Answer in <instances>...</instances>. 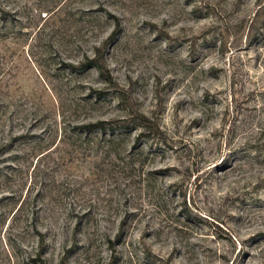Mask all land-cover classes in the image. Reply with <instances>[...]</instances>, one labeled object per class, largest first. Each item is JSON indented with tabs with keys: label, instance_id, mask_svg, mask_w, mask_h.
Wrapping results in <instances>:
<instances>
[{
	"label": "rangeland",
	"instance_id": "374dc122",
	"mask_svg": "<svg viewBox=\"0 0 264 264\" xmlns=\"http://www.w3.org/2000/svg\"><path fill=\"white\" fill-rule=\"evenodd\" d=\"M0 264H264V0H0Z\"/></svg>",
	"mask_w": 264,
	"mask_h": 264
},
{
	"label": "trees",
	"instance_id": "16d2710c",
	"mask_svg": "<svg viewBox=\"0 0 264 264\" xmlns=\"http://www.w3.org/2000/svg\"><path fill=\"white\" fill-rule=\"evenodd\" d=\"M88 63H91L92 65H97L99 67V69L101 70V72L104 73L103 71V66L102 64H100V62H98L96 59H90L88 61ZM105 67V66H104ZM107 79L111 78V75H108V76H105ZM106 124L105 121H98V122H95V123H88V124H85L84 127L87 128V129H91V128H94V127H104V125Z\"/></svg>",
	"mask_w": 264,
	"mask_h": 264
}]
</instances>
